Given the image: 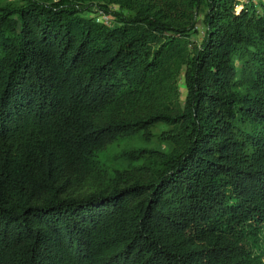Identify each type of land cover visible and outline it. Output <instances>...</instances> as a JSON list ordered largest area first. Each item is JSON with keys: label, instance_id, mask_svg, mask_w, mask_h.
<instances>
[{"label": "trees", "instance_id": "16d2710c", "mask_svg": "<svg viewBox=\"0 0 264 264\" xmlns=\"http://www.w3.org/2000/svg\"><path fill=\"white\" fill-rule=\"evenodd\" d=\"M117 1L134 13L111 27L52 0L0 7V264H264V58L244 54L250 93L225 87L253 32L208 0L167 113L155 100L199 0ZM157 122L188 128L160 171L100 160Z\"/></svg>", "mask_w": 264, "mask_h": 264}, {"label": "rangeland", "instance_id": "374dc122", "mask_svg": "<svg viewBox=\"0 0 264 264\" xmlns=\"http://www.w3.org/2000/svg\"><path fill=\"white\" fill-rule=\"evenodd\" d=\"M25 0H0V7H15L22 5ZM53 4L68 6L80 10V15L95 19L97 15L105 14L110 17L109 26L118 24L121 15L130 17L134 11L131 9L135 3L117 0H52ZM264 0H228L226 7L230 13H224V21L233 31L249 34L247 44L241 46L240 55L231 56V62L235 69L228 79L225 87L233 95L250 93L247 79L248 64L252 62L244 58L251 54L264 58V19H257L263 15L262 4ZM209 11V1L199 0L197 6L192 7L193 20L191 31L185 40V51L172 63V72L164 82V88L158 93L155 102L160 111H181L186 94V75L190 59L204 42L207 28L206 14ZM245 12L249 15V22L240 18ZM257 15V16H256ZM241 19V20H240ZM262 29L261 32L253 31L254 28ZM248 49V52L246 50ZM250 52V55L249 54ZM251 67V66H250ZM188 128H184L180 122H157L143 129L135 130L119 136L99 156L106 165L119 172L129 171L132 168L146 165L154 172L160 171L167 161L176 159L183 150L188 139Z\"/></svg>", "mask_w": 264, "mask_h": 264}, {"label": "built area", "instance_id": "2783aa9c", "mask_svg": "<svg viewBox=\"0 0 264 264\" xmlns=\"http://www.w3.org/2000/svg\"><path fill=\"white\" fill-rule=\"evenodd\" d=\"M94 21L96 23H100L102 25H105V26H109V23H110V17L108 15H105V14H100V15H97L94 19Z\"/></svg>", "mask_w": 264, "mask_h": 264}]
</instances>
